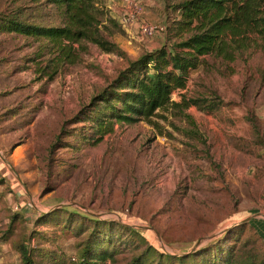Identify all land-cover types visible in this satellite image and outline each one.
Returning a JSON list of instances; mask_svg holds the SVG:
<instances>
[{
    "label": "rangeland",
    "instance_id": "obj_1",
    "mask_svg": "<svg viewBox=\"0 0 264 264\" xmlns=\"http://www.w3.org/2000/svg\"><path fill=\"white\" fill-rule=\"evenodd\" d=\"M163 1L164 29L151 38L103 22L124 54L87 43L63 60L45 39L0 30V264H23V247L36 264H75L94 230L118 239L109 263L127 264L147 247L131 229L166 253L220 243L264 264V46L234 61L207 55L174 91L173 100L200 98L210 112L161 110L159 125L139 119L95 132L104 108L95 98L129 61L189 35L173 7L183 0ZM7 14L61 21L45 0H0ZM156 35L164 40L154 47Z\"/></svg>",
    "mask_w": 264,
    "mask_h": 264
},
{
    "label": "trees",
    "instance_id": "obj_2",
    "mask_svg": "<svg viewBox=\"0 0 264 264\" xmlns=\"http://www.w3.org/2000/svg\"><path fill=\"white\" fill-rule=\"evenodd\" d=\"M45 1L56 8L61 16L60 23L47 25L7 14L0 15V30L45 39L50 49L59 50L63 60L71 61L78 51L86 49L87 43L105 52L124 54L119 44L109 40L102 31L104 21L116 24L118 20L110 16L99 0ZM173 7L180 13V19L176 20L178 30L180 33L189 31V35L181 37L172 48L165 44L130 60L128 67L101 97L95 98L104 105L93 119L99 136L112 132L117 122L132 123L143 119L159 125L154 117L161 110L178 109L189 117L186 108L192 105L205 108L201 99L183 96L175 101L172 95L175 90L187 86L190 71L198 68L205 56L234 61L250 46H264V0H183ZM166 8L168 11L169 7ZM205 110L210 112L212 107ZM102 222L110 229L112 224L129 229L119 223ZM248 223L254 227L250 221ZM131 230L139 233L136 238L140 237L147 247L127 264H255L251 256L240 255L232 246L222 250L220 243L181 255L166 253L148 243L141 230ZM96 233V230L91 233L75 264H111L109 261L116 258L119 249L114 242L118 239L114 240L110 233ZM22 253L23 264H36L26 247L22 248Z\"/></svg>",
    "mask_w": 264,
    "mask_h": 264
},
{
    "label": "crops",
    "instance_id": "obj_3",
    "mask_svg": "<svg viewBox=\"0 0 264 264\" xmlns=\"http://www.w3.org/2000/svg\"><path fill=\"white\" fill-rule=\"evenodd\" d=\"M142 4L144 5V14L143 16L145 19L150 22V23H156L155 25H158V22H162L164 19L165 12L164 11V1L162 0H141ZM125 2L123 0H107L106 1V6L107 9L109 10L110 15L120 21L121 19V14L124 8ZM161 27V26H160ZM130 29H136L138 30L137 26L133 27H128ZM161 29L158 30L156 33H160ZM155 33V34H156ZM155 36V35H154ZM157 37L154 39L155 43H153L152 46H157L160 41H163L164 38H161L160 36L156 35ZM153 40V41H154Z\"/></svg>",
    "mask_w": 264,
    "mask_h": 264
},
{
    "label": "built area",
    "instance_id": "obj_4",
    "mask_svg": "<svg viewBox=\"0 0 264 264\" xmlns=\"http://www.w3.org/2000/svg\"><path fill=\"white\" fill-rule=\"evenodd\" d=\"M125 2L120 22L127 27L137 26L142 37L151 38L163 26H157L148 22L144 14V5L141 0H123Z\"/></svg>",
    "mask_w": 264,
    "mask_h": 264
}]
</instances>
